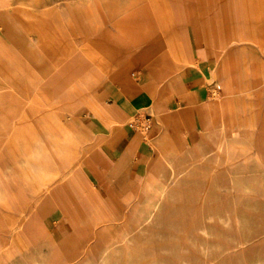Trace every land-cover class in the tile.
<instances>
[{
  "label": "crops",
  "instance_id": "crops-1",
  "mask_svg": "<svg viewBox=\"0 0 264 264\" xmlns=\"http://www.w3.org/2000/svg\"><path fill=\"white\" fill-rule=\"evenodd\" d=\"M259 4L264 9V0ZM167 41L177 48L175 59L169 58ZM199 43L192 48L171 35L149 55H98L107 59L108 75L94 65L82 76L60 80L70 86L58 88L57 101L46 106L53 117L40 127L54 142L51 154L37 163L40 186L50 188L45 210L78 213L79 227L101 228L104 243H144L155 261H161L159 245L165 243L166 264H264V139L248 124L222 129L194 124L201 101L209 102L207 85L215 84L219 96L229 99L232 69L238 67L224 49L208 44L207 36ZM239 51L252 53L243 62L255 61L253 44ZM34 62L27 63L30 69ZM250 64H242L248 69L244 78L250 81L256 70L264 86V64ZM134 68L137 82L129 75ZM221 68L223 90L216 79ZM142 93L155 101L150 109L155 122L146 138L173 149L166 160L126 127L130 102ZM220 133L229 139L223 141ZM227 147L234 154L218 150ZM160 185L167 187L166 220L154 211L146 223L144 200L157 197ZM62 224L78 225L68 215ZM87 236L69 242L83 244Z\"/></svg>",
  "mask_w": 264,
  "mask_h": 264
},
{
  "label": "rangeland",
  "instance_id": "rangeland-1",
  "mask_svg": "<svg viewBox=\"0 0 264 264\" xmlns=\"http://www.w3.org/2000/svg\"><path fill=\"white\" fill-rule=\"evenodd\" d=\"M239 1L245 3L235 4L232 0H0V264H166L165 243L159 245L160 252L164 253L160 254L161 261H155L144 243H104L99 234L101 228L92 227L86 233L79 227L78 213L45 210L50 188L40 186L38 173L32 167L39 158L45 160L51 154L54 142L53 136H47L40 127L46 117L47 122L53 117L46 106L57 101L58 88L70 86L60 80L82 76L94 65L97 71L99 68L110 74L112 69L108 68L107 59L98 55H149L161 50L165 38L171 35L181 44L190 43L192 48H198L199 39L207 36L208 44L224 49L238 67L232 69L229 99L226 94L219 96L221 92L215 84L207 85L209 102L201 101L193 117L194 124L204 126L201 128L214 127L221 121V111L210 116L207 108L218 100H233L226 125L248 124L264 139L262 77L251 70L253 79H245L248 69L242 66L250 62L264 64V14H261L264 9L259 4L262 0ZM246 44L255 47L254 62L251 58L243 62L252 54L239 51ZM165 46L169 58L175 59L177 48L168 41ZM24 59L36 61V67L30 66V69ZM129 75L137 82L136 68ZM222 77L221 68L216 79L223 90ZM154 102L153 97L143 93L132 100L126 127L140 134L162 160L163 140L146 138V131L155 122L156 115L150 112ZM135 110L139 113L134 115ZM147 147V154L151 155V148ZM166 192L161 197L154 196L155 206L146 223L154 217V211L159 220H166ZM55 201L54 198L49 202ZM67 215L74 218L76 228L68 229L62 224ZM83 234L88 235V242H69V238L78 240Z\"/></svg>",
  "mask_w": 264,
  "mask_h": 264
},
{
  "label": "bare ground",
  "instance_id": "bare-ground-1",
  "mask_svg": "<svg viewBox=\"0 0 264 264\" xmlns=\"http://www.w3.org/2000/svg\"><path fill=\"white\" fill-rule=\"evenodd\" d=\"M90 4V3H89ZM88 4V5H89ZM85 5V4H84ZM85 7V6H84ZM92 7V6H91ZM87 8H88V6H87ZM84 9V8H83ZM93 10V9H92ZM86 17V16H85ZM98 19V18H97ZM98 71L99 72H102L99 68H98ZM261 76H264V74H262V72H261V74H260ZM218 110H220L221 111V116H222V118H221V121H220V123H218V124H216L215 126H214V128H216V129H222L223 127H225V125L228 123V121H227V118L229 117V115H231V101H223V100H218L216 103H214V104H212V105H210L208 108H207V111H208V114L210 115V116H213L214 114H216V112H218ZM206 114V113H205ZM204 114V115H205ZM203 115V116H204ZM202 116V117H203ZM225 116H226V120H225ZM202 119V118H201ZM203 121H205V120H203ZM202 121V122H203ZM210 121V120H209ZM197 124V123H196ZM204 124V123H203ZM205 125V124H204ZM199 126H201V125H199ZM201 127H204V126H201ZM230 128V127H229ZM151 129V128H150ZM149 129V130H150ZM148 130V131H149ZM148 131H146V132H148ZM214 131V130H213ZM224 131V130H223ZM224 133V132H223ZM223 133H220V136H221V138H222V140L224 141H226V140H228L229 139V137H226V136H223ZM199 134H201V133H199ZM217 134V133H216ZM201 136V135H200ZM200 136H198V137H200ZM217 137H215V139H216ZM169 141V140H168ZM167 141V142H168ZM240 141V140H239ZM231 142V141H230ZM233 142V141H232ZM164 143H166V142H164ZM207 143V142H206ZM234 143V142H233ZM236 144V143H235ZM246 144H247V142H246ZM254 144V143H253ZM165 145V144H164ZM164 145H163V143H161L160 144V147H163L164 148V155H163V158H162V160H166L167 159V157H169L171 154H172V152H173V149L172 148H166V147H164ZM191 145V144H190ZM195 145V144H194ZM43 146V145H42ZM242 147V146H241ZM244 147V146H243ZM252 147V146H251ZM208 149V148H207ZM35 150H36V148H35ZM219 151H223V154H225V155H230V154H234V151H235V149H232V148H230V147H227V148H219L218 149ZM238 151V150H237ZM187 153V152H186ZM38 154V153H37ZM187 155H189V154H187ZM34 158H36L35 156H33ZM38 158V157H37ZM185 158V157H184ZM206 158V157H205ZM24 159V158H23ZM22 159V160H23ZM235 159V158H234ZM39 160V159H38ZM206 160V159H205ZM181 161V160H180ZM194 161H195V159H194ZM241 161H243V160H241ZM178 162V161H177ZM216 162V161H215ZM222 162V161H221ZM171 163H172V161H171ZM27 164V163H26ZM30 164V163H29ZM235 166V165H234ZM176 167V166H175ZM241 167V166H240ZM33 169V172H35V173H40V169H39V166H37V165H35V166H33L32 167ZM154 168V167H153ZM224 168V167H223ZM160 170H162V167H161V169ZM203 170V169H202ZM220 170V169H219ZM166 171V170H165ZM30 172V171H29ZM42 172V171H41ZM161 172V171H160ZM148 173H151L150 171L148 172ZM159 173V172H158ZM217 173V172H216ZM231 173V172H230ZM238 173V172H237ZM190 175V174H189ZM156 176V175H155ZM158 176V175H157ZM184 176H187V175H184ZM169 177V176H168ZM210 177V176H209ZM187 178H189V177H187ZM161 178H159V180H160ZM230 179H231V177H230ZM210 181V180H209ZM175 184H176V181H175ZM175 184H173V185H175ZM146 185V184H145ZM167 190V187H166V185H160V186H158V188H157V190H154V193H158V196H163L164 195V193H165V191ZM153 191V190H152ZM156 191V192H155ZM226 192V191H225ZM95 195V194H94ZM2 196V195H1ZM154 196L155 195H152V194H149L146 198H145V200H144V204H145V207L147 208V211H144L143 212V219L145 220V221H147L148 220V218H149V216L151 215V210L154 208V206H155V201H154ZM97 197V196H96ZM98 198V197H97ZM179 198H180V196H179ZM2 199V198H1ZM4 199V198H3ZM182 200V199H181ZM1 201V200H0ZM98 201V200H97ZM138 204V203H137ZM143 204V205H144ZM98 214V217H99V219H102V217H101V215H99V213H97ZM76 217V216H75ZM249 229V228H248ZM250 233V232H249ZM41 238V237H40ZM169 238V237H168ZM37 240V239H36ZM40 242V241H39ZM175 242V241H174ZM34 243V242H33ZM31 244V243H30ZM35 245V244H34ZM162 247H164V246H162ZM36 253V252H35ZM34 253V254H35ZM162 254H164V253H162ZM36 256V255H35ZM38 258V257H37ZM33 260V259H32ZM40 261V260H39Z\"/></svg>",
  "mask_w": 264,
  "mask_h": 264
},
{
  "label": "built area",
  "instance_id": "built-area-1",
  "mask_svg": "<svg viewBox=\"0 0 264 264\" xmlns=\"http://www.w3.org/2000/svg\"><path fill=\"white\" fill-rule=\"evenodd\" d=\"M147 122H149V120Z\"/></svg>",
  "mask_w": 264,
  "mask_h": 264
}]
</instances>
